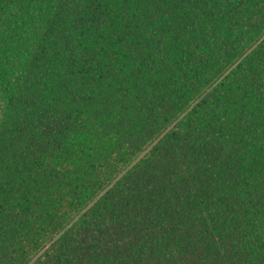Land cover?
Here are the masks:
<instances>
[{"label":"trees","instance_id":"obj_1","mask_svg":"<svg viewBox=\"0 0 264 264\" xmlns=\"http://www.w3.org/2000/svg\"><path fill=\"white\" fill-rule=\"evenodd\" d=\"M0 264H264V0H0Z\"/></svg>","mask_w":264,"mask_h":264}]
</instances>
